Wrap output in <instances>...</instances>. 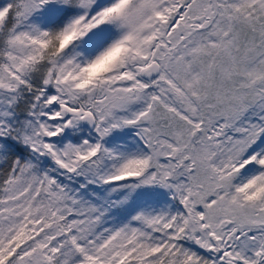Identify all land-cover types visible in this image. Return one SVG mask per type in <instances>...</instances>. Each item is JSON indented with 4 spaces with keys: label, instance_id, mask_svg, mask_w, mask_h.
Here are the masks:
<instances>
[{
    "label": "snow or ice",
    "instance_id": "6c2138e0",
    "mask_svg": "<svg viewBox=\"0 0 264 264\" xmlns=\"http://www.w3.org/2000/svg\"><path fill=\"white\" fill-rule=\"evenodd\" d=\"M0 264H264V0H0Z\"/></svg>",
    "mask_w": 264,
    "mask_h": 264
}]
</instances>
